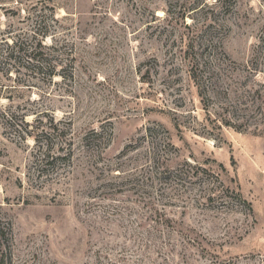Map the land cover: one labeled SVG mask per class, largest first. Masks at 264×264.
<instances>
[{
    "label": "rangeland",
    "instance_id": "rangeland-1",
    "mask_svg": "<svg viewBox=\"0 0 264 264\" xmlns=\"http://www.w3.org/2000/svg\"><path fill=\"white\" fill-rule=\"evenodd\" d=\"M255 54L264 0H0V264H264Z\"/></svg>",
    "mask_w": 264,
    "mask_h": 264
},
{
    "label": "trees",
    "instance_id": "trees-1",
    "mask_svg": "<svg viewBox=\"0 0 264 264\" xmlns=\"http://www.w3.org/2000/svg\"><path fill=\"white\" fill-rule=\"evenodd\" d=\"M196 54L194 53V55L192 57H194ZM210 56H212V58L214 59L213 61L217 64L221 63V58L216 56L215 54H209ZM259 55L255 54L253 55V57H251L249 59V61H247L244 65V69L247 70L252 76H254L255 78L262 74L264 76V68L260 67V62H258L259 60ZM194 60V64L191 67V78L194 79L195 81L199 79V76H197L194 72V66H196V68L198 69L199 66H201L200 63H198L196 61V58H193ZM204 64H209V61L207 60L203 62ZM210 75V72H209ZM257 82V86L260 85L261 83L264 84V80L261 81H256ZM200 84V83H199ZM256 92L259 94L260 93V89H256ZM257 98H263V96L260 94V97ZM263 101H261L258 105H257V109L259 111V116H257L255 118V122H254V128H255V132H259L264 134V115H263ZM146 164L149 166V170H151V174L155 177V175L158 173V169H159V160L156 159L155 157H149L148 160H146ZM208 194L211 192V189H208Z\"/></svg>",
    "mask_w": 264,
    "mask_h": 264
}]
</instances>
